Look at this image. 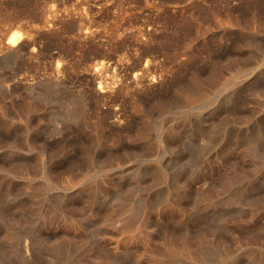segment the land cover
I'll return each instance as SVG.
<instances>
[{
	"label": "rangeland",
	"instance_id": "1",
	"mask_svg": "<svg viewBox=\"0 0 264 264\" xmlns=\"http://www.w3.org/2000/svg\"><path fill=\"white\" fill-rule=\"evenodd\" d=\"M86 27L93 32L83 40ZM13 32L33 54L0 58V78L57 74L67 87L35 98L20 85L0 88V216L37 217L34 209L60 202L100 213L126 205L151 227L150 262L167 234L179 237L180 215L200 212L231 251L212 264H264V0H0V42ZM105 38L118 40L119 54L140 48L156 74L118 97L121 121L94 93L78 110L72 99L93 85L88 64L107 58ZM158 125L175 135L160 151ZM44 143L56 180L73 183L42 195L26 184L45 182ZM22 160L27 174L12 165Z\"/></svg>",
	"mask_w": 264,
	"mask_h": 264
},
{
	"label": "bare ground",
	"instance_id": "2",
	"mask_svg": "<svg viewBox=\"0 0 264 264\" xmlns=\"http://www.w3.org/2000/svg\"><path fill=\"white\" fill-rule=\"evenodd\" d=\"M90 32L93 31L86 27L81 33L83 40L89 37ZM103 40L106 41L102 46L108 51L107 58L92 60L87 68L93 85L83 87L84 89L72 94V99L74 107L81 108L87 104V93H94L99 99L113 104L115 118L121 121L123 110L118 97L126 98L133 88L136 92L146 89L154 82L156 74L150 76L149 60L142 61L140 48L135 50L136 53L119 54L115 52L117 46L115 43L118 40L114 41L113 38ZM25 41L20 33L13 32L0 42L2 61L16 63L27 55L30 56L32 50H26ZM97 54L104 55L102 52ZM87 69L85 67V70ZM61 76L56 74L54 78L31 79L24 75L13 77L11 81L7 80L8 82L0 78V88L13 93L20 85L29 98L44 96L48 91L64 93L67 86ZM158 132L159 151L175 141L173 125L167 127L160 125ZM26 136L28 139L29 136ZM41 146L39 167L45 182L37 187L27 182L26 188L43 195L53 186L72 185L71 179L56 180V175L46 164L51 152L47 143ZM26 147L30 150L33 147L32 142H26ZM12 165L19 169L17 171L19 174H27L31 163L22 160L18 164L12 162ZM123 171L124 168L119 172ZM156 174L163 178L169 176V172L162 164H159ZM240 197L244 198V194L242 193ZM33 212L38 213V216L21 214L22 212L0 216V264H212V260L220 262L231 253L225 239L214 233L212 220L205 213L180 215L181 217L177 219L182 226L179 237L174 238V235L167 234L165 244L162 243L163 248L155 249L151 256L152 261L149 262L147 257L150 248L147 246L153 237L151 227L147 225V221L143 222L144 214L139 216L129 206L123 205L100 213L94 208L77 210L60 202L59 206L50 212L41 214L39 208ZM166 229L171 232L168 227ZM162 254L167 255V258H163Z\"/></svg>",
	"mask_w": 264,
	"mask_h": 264
}]
</instances>
